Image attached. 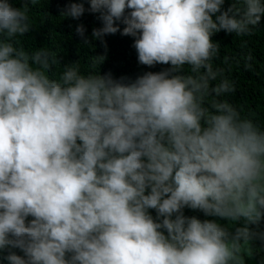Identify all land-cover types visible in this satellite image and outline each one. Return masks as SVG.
<instances>
[{"label":"clouds","instance_id":"1","mask_svg":"<svg viewBox=\"0 0 264 264\" xmlns=\"http://www.w3.org/2000/svg\"><path fill=\"white\" fill-rule=\"evenodd\" d=\"M38 2L0 0L3 258L245 264L252 242L264 241V232L249 227L264 219V128L224 98L236 86L213 66L220 45L212 36L251 35L264 0H230L226 10L225 0H87L102 21L93 38L103 43L120 31L119 21L140 64L170 65L127 83L83 73L79 60L50 75L61 66L58 55L28 51L20 41L33 30L29 5ZM85 11L73 2L61 16L79 19ZM84 32L78 25L76 33ZM104 59L92 57V67ZM185 208L228 223L186 216Z\"/></svg>","mask_w":264,"mask_h":264},{"label":"trees","instance_id":"2","mask_svg":"<svg viewBox=\"0 0 264 264\" xmlns=\"http://www.w3.org/2000/svg\"><path fill=\"white\" fill-rule=\"evenodd\" d=\"M15 7L20 6L21 0H10ZM83 2L86 11L79 19L61 16V12L69 3ZM230 0H225L222 10H226ZM30 17L33 30L26 36L20 38L22 46L28 51L37 48H45L54 51L60 60L61 66L53 69L54 78L62 71L64 64L79 60L80 69L83 73L90 71L100 75L110 73L113 79L127 77L134 80L145 72H160L166 70L170 65L156 64L152 67L142 65L138 62L137 52L133 47L134 38L121 35L124 25L117 21L120 31L115 34L105 35L101 39L93 38V29L102 27L99 13H91L87 9V0H39L36 5H29ZM128 10H126L127 12ZM219 13H217L218 15ZM215 19V17H213ZM78 25H83L84 37L88 43L85 44L84 37L76 33ZM213 42H218L220 51L213 61L214 68H222L224 76L235 82L236 91L225 96L238 110L242 116L253 119L254 122L264 128V16L260 25L248 36H236L234 33H226L221 30L212 36ZM251 56L250 68H245V57ZM104 56L105 59L93 68L92 57ZM186 68L179 74H185ZM216 82H219L218 80ZM149 213L155 219V210ZM186 216H196L203 219H216L224 225L228 222L220 218L205 217L198 210L184 209ZM29 220L31 217L28 218ZM242 226V222H236L234 227ZM254 231L264 232V219L259 225H250ZM166 234V232H165ZM254 248L251 257H245V264H264V241L255 239L252 242ZM17 255L23 256L19 249H13ZM7 250L0 252V264H8L3 257Z\"/></svg>","mask_w":264,"mask_h":264}]
</instances>
